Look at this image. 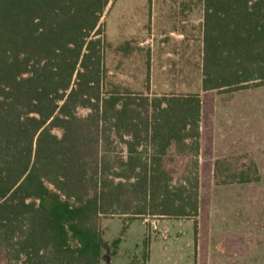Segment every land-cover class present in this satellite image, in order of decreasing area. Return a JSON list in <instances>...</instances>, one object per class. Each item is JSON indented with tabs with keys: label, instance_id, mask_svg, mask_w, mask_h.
I'll list each match as a JSON object with an SVG mask.
<instances>
[{
	"label": "trees",
	"instance_id": "16d2710c",
	"mask_svg": "<svg viewBox=\"0 0 264 264\" xmlns=\"http://www.w3.org/2000/svg\"><path fill=\"white\" fill-rule=\"evenodd\" d=\"M111 1L0 0V252L8 264H101L104 219L123 217L117 245L129 222H197L203 210L206 100L107 87L101 20ZM204 11L203 91L264 86V0H204ZM213 171L220 186L261 180L254 161L239 170L217 159ZM149 245L147 236L145 260Z\"/></svg>",
	"mask_w": 264,
	"mask_h": 264
},
{
	"label": "rangeland",
	"instance_id": "374dc122",
	"mask_svg": "<svg viewBox=\"0 0 264 264\" xmlns=\"http://www.w3.org/2000/svg\"><path fill=\"white\" fill-rule=\"evenodd\" d=\"M160 2L112 0L109 4L101 20L107 42V87L144 94L153 89L158 95L192 92L206 100L208 115L204 112L200 156L203 210L197 222L148 218L156 223V229L146 227L142 221L134 222L128 235L133 242L131 248L121 242L114 244L125 221L123 217H110L104 221L101 264H146L147 236L150 244L155 243L152 264H173V260L177 264H264V86L206 94L201 87L202 50L197 42L191 52L185 43H170L172 51H179L170 55V61L155 65L152 59L159 48L153 43L156 40L169 43L172 39L162 29L161 23L166 21L157 19L155 8L171 10L168 29L185 31V41H189L190 32L201 34L204 5L203 0ZM191 19L195 21L190 23ZM217 159H228L239 170L254 161L261 180L217 185L213 178ZM185 161L174 165L178 173ZM138 240L142 250L137 254L134 243ZM163 248L170 256H163ZM0 264H8L2 252Z\"/></svg>",
	"mask_w": 264,
	"mask_h": 264
},
{
	"label": "crops",
	"instance_id": "0c3cea01",
	"mask_svg": "<svg viewBox=\"0 0 264 264\" xmlns=\"http://www.w3.org/2000/svg\"><path fill=\"white\" fill-rule=\"evenodd\" d=\"M156 1V0H155ZM159 1H161L160 3H165V2H168V1H170V0H159ZM203 4H204V0H203ZM169 12H172L171 10H168L167 8L166 9H159V8H155V15H157V19L158 18H162V21H166V23H161V27H162V29L163 30H166L167 31V35H170L171 37H172V39L170 40V42L169 43H166V41L165 42H161L160 40H156L154 43H153V46L155 47V48H159V50L158 51H156L155 53H154V57H153V59H152V61L155 63V65L157 64L158 66L159 65H161L162 63H164V62H168V61H170V55H174L176 52H178L179 50H171L170 49V43H174V44H176V42L178 43V44H184L185 43V46H189V52H191L192 51V47H194L193 46V44L194 43H198V44H200L201 45V50H202V66H203V49H204V13H205V11H204V5H203V14H202V18H201V34L199 33H197V34H194L193 32H190L191 33V35H192V37H191V39L189 40V41H185L186 40V33H185V31H182V30H180V29H177V30H169L168 29V25H169V22H168V14H169ZM156 17V16H155ZM166 18V19H165ZM156 20V19H155ZM188 21H190V23H193L195 20L193 19H191V20H188ZM192 26V24L190 25V27ZM191 31V30H190ZM168 32H170V33H168ZM189 33V34H190ZM190 35V36H191ZM183 41H185V42H183ZM161 43V44H160ZM158 44H159V46L160 45H164V47L163 46H160V47H163V49L162 48H160L159 46H158ZM157 46V47H156ZM153 50H154V48H153ZM164 52V53H163ZM162 57H164L163 59H161ZM201 87H202V83H201ZM202 91H203V89H202ZM150 94H154L153 93V89L151 90V92H149ZM189 93H192V92H186V93H181L180 91H177V92H172V93H165V94H161V95H171V94H189ZM156 95H158V94H156ZM204 112H206V110H204ZM204 118V117H203ZM201 131H202V137H203V124H202V128H201ZM202 137H201V144H202ZM213 173H214V171H213ZM201 177V176H200ZM213 178H214V175H213ZM119 217V216H118ZM114 218H116V217H114ZM111 219H113V218H111ZM109 220V218H106V219H104L103 220V237H105V233H104V230L106 229V226H105V223H104V221H108ZM136 221H142V223H143V225L145 224L146 225V227H154V229H156L157 228V225H156V223L154 222V221H152V220H150V219H143V220H135V221H132V222H129L128 223V227H127V229H126V231H125V233H124V235L122 236V241H121V244H123L124 246H127V247H132V245H133V242L131 241V239L130 238H128V235H129V231L132 229V227H133V224H134V222H136ZM122 229H123V226H122ZM141 232H142V230H141ZM144 233V232H143ZM145 235H146V233H145ZM147 236V235H146ZM134 249H135V251H136V253L138 254L141 250H142V246H141V244H140V240H138L137 241V243H134ZM154 249H155V243L154 242H152L151 244H150V248H149V250H148V254H149V257H148V259L146 260V264H152V262H153V253H154ZM119 251V250H118ZM170 252L169 251H167L165 248H163V256H164V254L166 255V256H170V254H169ZM163 264V263H162ZM173 264H177L176 263V261L175 260H173Z\"/></svg>",
	"mask_w": 264,
	"mask_h": 264
}]
</instances>
